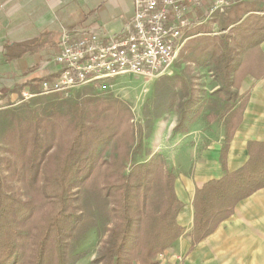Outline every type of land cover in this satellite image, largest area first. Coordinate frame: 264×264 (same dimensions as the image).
I'll return each mask as SVG.
<instances>
[{"label": "trees", "instance_id": "trees-1", "mask_svg": "<svg viewBox=\"0 0 264 264\" xmlns=\"http://www.w3.org/2000/svg\"><path fill=\"white\" fill-rule=\"evenodd\" d=\"M233 1L221 15L219 33H202L201 27L192 33L184 55L211 68L219 84L213 94L226 91L235 102L234 88L246 77L264 79V0ZM209 6L210 1L197 16L204 18ZM37 45L13 44L6 54H22V49L27 54L26 47L34 53ZM48 78L35 80L39 84ZM245 107L246 102L233 107L226 119V170ZM176 110V133L189 131L201 115L194 99ZM137 141L132 108L115 98L79 97L66 109L50 103L43 112L31 110L19 117L11 137L15 156L0 157V264H74L82 258L74 243L103 216L111 224L92 264H154L185 231L178 222L183 203L176 173L162 155L132 162ZM248 151L243 167L197 189L194 244L214 233L241 200L264 188V142L250 141Z\"/></svg>", "mask_w": 264, "mask_h": 264}, {"label": "crops", "instance_id": "crops-1", "mask_svg": "<svg viewBox=\"0 0 264 264\" xmlns=\"http://www.w3.org/2000/svg\"><path fill=\"white\" fill-rule=\"evenodd\" d=\"M129 3L131 15L121 25L114 20L107 25L111 27L109 29L105 25L88 23L93 11H99L103 6L110 7L114 12L130 13ZM133 15V0H0V90L3 100H7V94L11 97L15 93L21 94L27 85L30 88L36 77H52L56 66L38 70L39 74L32 76L34 65H27L24 61L30 54L47 52L51 56L59 52L65 29H94L113 35L124 30ZM116 23L118 28H115ZM30 42L39 44L34 53L26 47L27 54L23 49L22 54H6L10 45ZM262 48L264 50V43ZM234 90L238 91L234 108L238 107L237 103L241 104L242 97L246 98V107L230 143L227 170L222 164L226 122L221 125L213 116L209 119H201L200 116L189 131L181 133L175 132L177 124L168 133L161 132L162 127H156L151 139L154 146L149 157L162 155L167 165L174 169L176 192L183 203L178 222L185 231L164 255L182 257L185 264H264V188L241 200L234 214L222 222L214 233L196 244L192 237L197 189L211 180L221 179L227 171L243 167L250 157V141L264 142V79L248 76L241 87Z\"/></svg>", "mask_w": 264, "mask_h": 264}, {"label": "rangeland", "instance_id": "rangeland-1", "mask_svg": "<svg viewBox=\"0 0 264 264\" xmlns=\"http://www.w3.org/2000/svg\"><path fill=\"white\" fill-rule=\"evenodd\" d=\"M128 9H130V13L128 11L120 12L119 10L114 12L110 7L107 9V7L103 6L99 11H93L88 23L96 26H107L116 20L121 25L131 15L132 7H130V3ZM197 12L198 8L194 10V13L197 14ZM198 17H200V14H198ZM221 23V17H211L204 24L193 29L192 33H197L202 29L201 27H204L203 31L205 32L202 33L212 32L213 34H218L221 29ZM119 24L116 23L115 28H118ZM107 28L111 29L108 26ZM184 52L186 51L183 50L179 54L167 73L159 77L121 75L106 80L97 86L77 88L67 97L58 94L39 95L30 98L26 102H19L21 99L20 93H15L12 97L7 94V100L4 101L8 104H4L9 106L0 110V157L13 160L15 156L11 137L15 129V122L19 117L28 114L31 110L43 112L50 103H59L66 109L74 105L79 97L83 100L94 96L115 98L132 108L138 137L133 151V163L147 161L151 158L149 155L154 146L151 139H153L156 127H162L161 132L164 133L172 131L180 118V112L176 110V107L184 101L194 99L195 109L201 112V119H209L210 116H213L222 125L226 122L229 112L235 106L234 101L228 100L226 91L213 94L219 84L211 68L198 66L196 63L189 61L186 57L187 54L184 55ZM40 53L39 55H27L24 61L27 65H34L31 68L32 76L38 75V70L52 67L45 66V63L53 54L50 56L47 52ZM34 56H36L35 59ZM26 88L29 89V85ZM0 93L4 97L1 90ZM195 94H198V100ZM245 99V97H242L241 103ZM236 105L240 106L241 104L239 102ZM193 115L194 112L192 110L188 114V119H191ZM110 224L111 220L103 216L98 226L91 229L74 243L75 253L82 255V258L74 264H92L98 255L102 239L105 237Z\"/></svg>", "mask_w": 264, "mask_h": 264}, {"label": "built area", "instance_id": "built-area-1", "mask_svg": "<svg viewBox=\"0 0 264 264\" xmlns=\"http://www.w3.org/2000/svg\"><path fill=\"white\" fill-rule=\"evenodd\" d=\"M133 1V18L117 34L106 35L94 29H65L59 52L45 63L47 67L56 66L57 70L52 77L39 84L35 81L32 88L23 89L19 102L39 95L67 97L77 88L97 86L121 75L163 76L194 36L193 29L234 5L233 0ZM209 1L205 17H198L194 10ZM1 95L0 110L9 106ZM154 264H185V261L163 253L154 259Z\"/></svg>", "mask_w": 264, "mask_h": 264}]
</instances>
